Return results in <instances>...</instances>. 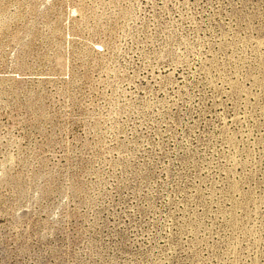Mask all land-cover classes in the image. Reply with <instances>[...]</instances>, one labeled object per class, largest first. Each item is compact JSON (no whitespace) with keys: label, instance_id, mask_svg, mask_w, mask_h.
<instances>
[{"label":"rangeland","instance_id":"obj_1","mask_svg":"<svg viewBox=\"0 0 264 264\" xmlns=\"http://www.w3.org/2000/svg\"><path fill=\"white\" fill-rule=\"evenodd\" d=\"M0 264H264V0H0Z\"/></svg>","mask_w":264,"mask_h":264}]
</instances>
